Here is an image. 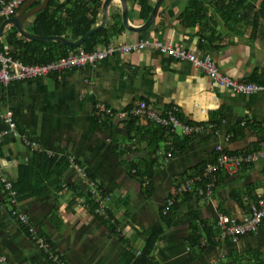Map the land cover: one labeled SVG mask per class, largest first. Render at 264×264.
I'll use <instances>...</instances> for the list:
<instances>
[{"label":"crops","instance_id":"crops-1","mask_svg":"<svg viewBox=\"0 0 264 264\" xmlns=\"http://www.w3.org/2000/svg\"><path fill=\"white\" fill-rule=\"evenodd\" d=\"M156 2L151 0L153 8ZM188 2L165 0L152 26L143 32L128 31L122 19L124 30L111 43L158 41L175 49L209 55L219 71L234 80L258 78L257 83L264 82V19L258 17L256 9L261 0L242 23L228 29L215 19L212 8L202 25H187L180 15ZM127 3L130 24L144 25L139 7L128 0ZM118 13L122 17L121 3L115 1L109 9V22ZM141 100L160 113L176 106L183 120L190 123L217 124L216 133L197 135L185 151L170 160L165 152L166 142L160 143L161 167L150 181V188L145 177L148 171L142 170L141 176L131 173L137 165L143 169L150 162L148 143L140 142L136 150H122L120 145L133 140L121 139L114 152L111 135L118 124H100L93 112L98 101L124 110ZM6 114L13 116L16 136L5 137L0 143V178L16 186L19 169L34 161L35 151L25 140L37 143L40 152L50 157L69 160L60 178L59 171L49 175L44 170L38 177H51L48 183L19 184V210L68 264H134L151 237L157 238L151 254L157 264H221L264 243L263 221L255 234L238 243L220 239L216 246L204 250L189 248L184 242L191 233V224L185 217L187 204L181 200L172 217L178 224L168 228L161 220L163 207L176 195L177 185L213 156L217 145L234 154L256 145L260 148L264 142V94L231 93L190 62L147 48L36 81L8 87L0 84V133L8 130ZM241 127L246 129L245 136L233 138L230 131ZM72 161L91 175L98 187L111 190V214L118 218V233L114 234L107 222L88 208L76 204V198H85L87 187L73 169ZM29 175L26 173L24 180ZM60 185L68 187V191L60 190ZM263 195L261 159L243 166L234 175H222L213 195L194 196L192 206L201 219L215 226L220 216L243 217L245 209L239 200H258ZM0 254L7 256L11 264H49L11 216L8 200L1 192Z\"/></svg>","mask_w":264,"mask_h":264},{"label":"trees","instance_id":"trees-1","mask_svg":"<svg viewBox=\"0 0 264 264\" xmlns=\"http://www.w3.org/2000/svg\"><path fill=\"white\" fill-rule=\"evenodd\" d=\"M106 0H49V4L46 9L40 13L32 16L28 19L26 28L27 30L39 36H59L67 38L71 41H77L84 37L91 29L96 27L100 23L101 12L103 4ZM129 3H135L140 10V17L143 21H147L153 10V5L151 0H128ZM258 0H189L186 9L181 13L180 18L183 22H192L195 24L202 25L206 16H208V11L210 8L215 13V19L219 21L224 28H230L232 25H237L242 23L248 11L254 8ZM215 2V3H213ZM41 4V1H37L34 6ZM209 4V6H207ZM259 12L258 17L264 19V0H261L259 6L256 8ZM18 12V11H17ZM16 12V13H17ZM15 15V14H14ZM13 15V16H14ZM212 17V16H210ZM208 19V18H207ZM5 19H0V27ZM257 17H255L254 22H256ZM124 30L122 26L121 13H118L111 19L104 28L93 34L80 48H72L66 46L60 42H36L24 38L18 31L16 26L10 28L8 33L0 38V53L13 59L14 61H21L26 65H36V64H46L57 60L61 57L68 56L69 54L82 49L86 52H91L99 48H103L111 43L114 36L120 34ZM258 78H253L249 82H258ZM172 107V106H171ZM169 107V108H171ZM181 119H184L181 113H179ZM100 124H109L112 122L110 119H97ZM115 131L111 135V147L114 152H116L118 147V142L121 139H127L129 141L136 140V144L140 142H147L150 153V162L145 168L141 169L137 165L136 169H133V175L141 176L142 170L148 171L145 173L146 180L148 181L147 187L151 185L150 181L155 177L157 169L161 167V163L158 158V153L160 151L159 145L162 142H166L165 152L173 149L172 157L179 152H183L187 149L189 143L193 140L196 135L192 136H181L178 134L169 133L168 129L157 125L153 122L141 123L138 119H130L124 123H117ZM246 125V124H245ZM247 126H250L247 124ZM253 126V125H252ZM233 138H241L245 136V127L236 128L230 131ZM259 146L256 145L253 149H248L235 154L249 153L252 151H258ZM131 151V150H130ZM216 158V153L211 156L207 161H204L197 165L192 172L193 174H187L185 180L194 178L196 176L201 177L199 182H196L194 193H187L184 195H173L175 198V203L171 207L168 214H161V220L164 225L168 228L172 227L175 223L173 222L174 211H176L181 202H185L186 214L185 217L190 220L191 233L186 239V243L189 244V248H200L202 250L206 249L208 246H216L220 241V228L217 225L218 220L215 222V226L209 225L206 220L199 217L198 212L192 206V198L198 196V189L203 188L211 179L212 176L205 174L206 167L209 163L214 162ZM76 163V162H75ZM69 165V160L67 159H57V157H50L44 152H35L34 161L30 163L27 167H21L19 175V181L15 186V190L21 196L19 191V184L28 181L29 183L33 181H40L41 183L51 181V177L39 178L38 173L44 170L52 175L53 172L59 171L57 175L58 178L61 177V173L65 170V167ZM71 166V165H70ZM135 171V172H134ZM30 174L28 180H24L25 174ZM91 182L95 183V179L84 172ZM224 175L228 176L224 171H218L213 175L219 178ZM217 185V184H216ZM64 186L60 185V190L64 191ZM107 196H111V190L106 187H99ZM75 192L76 190L73 189ZM76 196L82 197V194ZM89 199L90 196H84ZM251 201H256L257 199H251ZM181 200V202H179ZM242 208L245 210L248 205L242 199L239 200ZM246 204V206H244ZM89 211L95 215V206L89 203ZM113 222H107L111 227L114 234L118 233V222L114 221V216L110 214ZM97 217V216H96ZM120 236V234H119ZM202 239H206L207 246L201 247ZM157 243L156 237H151L146 243L145 248L141 252L138 259L135 260L134 264H157L155 259L151 258V254L154 251L155 245ZM221 264H264V243L258 248L247 251L243 255H237L229 258L226 262Z\"/></svg>","mask_w":264,"mask_h":264},{"label":"built area","instance_id":"built-area-1","mask_svg":"<svg viewBox=\"0 0 264 264\" xmlns=\"http://www.w3.org/2000/svg\"><path fill=\"white\" fill-rule=\"evenodd\" d=\"M27 0H0V19H8L16 14L17 11ZM155 49L164 54L173 57L177 61H188L195 67L211 77L221 88L239 95L254 96L264 94V82H249L234 80L222 74L213 62L212 58L206 54L190 53L183 49H175L161 42H136L126 44H108L103 48L86 52L79 49L68 56L61 57L57 60L46 64L26 65L23 62L14 61L13 59L0 53V84L8 87L12 84L26 83L36 81L44 77L59 75L62 73L74 71L87 66H96L98 63L112 59L117 55H126L144 49ZM96 119H110L116 123H124L130 119H138L145 124L153 122L157 125L168 129L169 133L181 136L201 135L207 133H216V122L206 123H190L180 118V110L176 106L168 108L165 112H157L149 103L144 100L138 101L131 107L124 110H115L102 101L95 103L93 107ZM8 125V130L0 133V143L5 137L14 134L15 124L12 114L4 116ZM231 136L227 137L230 141ZM25 144L34 150L40 152V146L32 141L25 140ZM122 150H136V140L130 144L120 145ZM173 149L167 154V160L172 158ZM216 158L214 162L207 165L205 174L212 176V179L203 187L198 189L201 196L211 197L216 188L217 178L213 177L218 171H224L228 175H234L243 166L255 164L264 159V142L260 145L258 151L249 153L234 154L228 152L222 145L215 147ZM73 169L82 177L87 187L86 198H76L75 202L79 206L89 208V203L95 206V216L104 222H113L111 219V203L112 197L107 196L100 188L86 176L84 171L74 161H72ZM135 172V171H134ZM201 177H194L179 183L175 189L176 195H184L195 192V184L199 182ZM64 191H68V187L64 186ZM0 192L6 196L11 208V216L25 230L29 240L35 245L36 249L43 255L49 264H68L63 255L57 251L51 242L40 235L35 227L29 221L27 215L19 210V194L15 190L12 182L6 178H0ZM244 201L248 205L242 218L233 216H220L217 222L220 228V239L229 240L238 243L243 237L255 234L264 221V195L256 201H251L245 197ZM175 203V198L171 197L165 203L162 213L168 214L171 207ZM118 221V218H114ZM207 246L206 239H202L201 247ZM0 264H11L8 257L0 254Z\"/></svg>","mask_w":264,"mask_h":264},{"label":"water","instance_id":"water-1","mask_svg":"<svg viewBox=\"0 0 264 264\" xmlns=\"http://www.w3.org/2000/svg\"><path fill=\"white\" fill-rule=\"evenodd\" d=\"M37 1L38 0H27L14 16L4 20L3 24L0 27V38L6 35L11 27L16 26L18 28L19 33L28 40L36 42H60L72 48H80L93 34L100 31L108 24L109 9L113 2L119 1L121 3L122 19L126 29L131 32L139 33L148 30L152 26L165 0H157L149 19L144 25L140 27L132 26L129 22V8L127 0H106L102 7L101 22L96 27L91 29L88 33H86L84 37L80 38L77 41H71L67 38L59 36H39L30 33L26 28L28 19L46 9L49 4V0H43L40 5L34 6Z\"/></svg>","mask_w":264,"mask_h":264}]
</instances>
